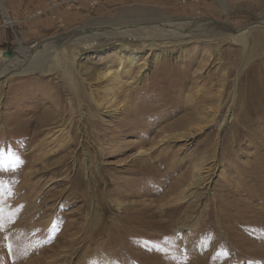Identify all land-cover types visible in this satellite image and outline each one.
Segmentation results:
<instances>
[{
	"label": "rangeland",
	"instance_id": "374dc122",
	"mask_svg": "<svg viewBox=\"0 0 264 264\" xmlns=\"http://www.w3.org/2000/svg\"><path fill=\"white\" fill-rule=\"evenodd\" d=\"M61 1L0 0V53L15 63L21 58L23 69L35 68L0 77V264H264V220L255 221L264 205L247 181V173L264 168L262 150L242 132L236 143L238 132L229 131L253 69L260 66L264 72V25L255 26L264 19V0L56 4ZM2 3L15 24L7 23ZM123 12L133 18L125 19ZM73 13L80 16L72 18ZM206 20L216 24L217 35L196 31ZM168 24L172 30L158 34L176 37L155 38L154 50L128 40L138 52L137 64L124 77L130 85L119 83L126 96L111 93L115 83L96 73L115 60L116 48L127 39L105 36L104 29L152 25L168 30ZM249 25L255 27L247 30L242 45L236 31ZM187 26L194 33L185 31ZM78 32L84 33L81 38ZM84 35L95 36L98 44L86 47ZM34 41L37 45L29 48ZM20 48L29 53L19 59L8 53ZM76 48L77 91L55 71L56 61ZM37 51L43 53L36 59ZM144 58L145 70L138 74ZM133 87L136 92L127 95ZM167 135L177 138L162 140ZM146 148L152 161L169 156L175 173L155 168L141 179L139 173H125ZM202 160L217 166L211 183L181 201L179 177ZM124 177L132 178L128 191L112 185ZM234 191L247 210L222 207L219 196L227 194L224 200L230 202ZM130 200L152 201L158 216L151 221L163 219L164 225L114 239L109 227ZM163 230L159 242L156 236ZM119 241L121 249L115 250L113 242ZM157 242L165 244L156 249ZM130 249L138 255L128 257ZM150 253L165 257L147 263Z\"/></svg>",
	"mask_w": 264,
	"mask_h": 264
},
{
	"label": "bare ground",
	"instance_id": "6f19581e",
	"mask_svg": "<svg viewBox=\"0 0 264 264\" xmlns=\"http://www.w3.org/2000/svg\"><path fill=\"white\" fill-rule=\"evenodd\" d=\"M2 10H3L5 18L7 19V23L10 25L15 24L16 21L13 20L8 15L6 7L3 3H2ZM225 10L227 12V9H225ZM122 15L125 17V19L133 18V15L131 13L123 12ZM138 16H140V17L144 16V13H139ZM196 23H198V22H196ZM260 25H264V19L258 20V22H256V24H255V26H260ZM255 26L249 25L247 27L244 26L243 28H240L239 30L236 31V33L241 34V36H240L241 39H239V38H235V39L238 42H241L242 45H246V39L245 38L247 37V34H248L247 30H250L251 28H254ZM166 27L168 28V30L167 29L164 30L163 27H158V28L156 27L155 28L152 25H151V27H146V26L134 27L133 25H131V26L115 27L114 29L108 28L109 30L104 29L105 31H103V34L105 36L107 35L110 38L117 39V40L127 39L126 42L124 41V42L120 43V46L118 45L119 47L116 46L117 48H116L115 60H112V61L106 63L105 67L101 68L99 73H96V75L99 77V79L108 80L109 83H115V86L113 85L114 89L111 91V93L113 92L115 95H121L122 97L126 96L124 93V90H125L124 84H120V86H119V83H128L127 82L128 80H124V77H126L127 74H130L131 72H133L134 71L133 68L137 64V61H135V60H136V55L138 52L135 53L134 48H133L134 46L132 45L133 43L129 42L128 40H132V39L140 40L142 46L149 47L150 49L154 50L156 48V45H157L156 44L157 42L154 41L155 38H168L169 37L167 35L158 34V33H160V32L161 33L162 32L168 33L167 31L172 30V29L169 30V28L174 27V26L170 27V25L168 24V25H166ZM181 27L183 29H185L184 28L185 26L181 25ZM190 27L191 26H189V27L187 26L186 27L187 29L185 31H188V32L189 31L190 32L195 31V30L191 31L192 28H191V30H189ZM192 27H194V26H192ZM195 27L199 28L196 30L197 32L198 31H200V32H202V31L206 32L207 31L208 33H212L213 36L217 35V34H215L217 31V29H215V28L217 26L215 23L212 22V20H206L203 22H199V25H197ZM220 27L223 28V30L226 31V33H227V31L229 32L230 27H227L226 25H224L223 27L222 26H220ZM146 28H149L150 31ZM77 34L79 35V38H81V36L84 33L82 32V34H79V32H78ZM188 34H190V33H188ZM221 34H223V33H221ZM90 35H91V33H90ZM261 35L263 36L264 32H262ZM172 36L173 35H171L168 39L171 40ZM87 37H86V35H84V37H83L84 39H86L85 40L86 47L87 46L94 47L96 44H98L96 42L97 38L95 36H90L88 38ZM173 37H176V36H173ZM146 39H148V40H146ZM187 40H189V38ZM74 41H75L74 43H77L79 41L76 36H75ZM36 43L37 42H34L32 45L29 46V48L37 45ZM24 49H26V48H24ZM46 50H48V49H46ZM77 50H78L77 48H76V50L73 49L72 52L69 53V57L66 60H64L62 62L56 61V65L58 67L55 70V71L61 72L64 75L63 76L64 80L69 85L74 87L76 89V91H77V84H78L76 81L78 79V77H77L78 70L77 69H79V67H77V65H76L77 53L79 52ZM136 50H139V48ZM40 52L43 53V51H40ZM40 52H38V51L36 53L34 52L36 55L34 53H33L34 55L33 54L32 55L36 56V59H37L39 56L37 54H39ZM28 53L29 52L24 53L20 48L18 50V52L14 53V55H12V56L19 59L20 57H22L25 54L27 55ZM42 53H41V55H42ZM2 54H3V56H2ZM2 54L0 53V64H1V68H2L0 70V77L10 78L13 75H20V74L22 75V74H25V73L35 69V68H30V67L27 69H23L24 65L22 64L23 62H20L21 58L19 59V61H17L15 63V62H12L13 58L11 56L9 58H7L6 57L7 54H5V53H2ZM27 57H29V56H27ZM41 58L43 59L42 56H41ZM145 63H146V58H144L143 64H140V67H139L140 70L138 71V74L145 70L144 69ZM259 68L261 69L260 66L257 67L256 69H253L254 75L252 76L250 81L248 79L247 84H245L246 88L243 90V94H241V96H240L239 113L237 116H235V119L230 124L229 131L231 130L232 134L238 132L236 137H234V139H235L234 141H236V143L238 142L239 138H241V132L243 134V137H248L251 140L253 139L255 142H257L256 143V144H258L257 148L260 149V151L262 150L261 155H262V158L264 159V137H263L264 135L262 136V134H261V133H264V72L261 71ZM47 71H49V70H47ZM87 74H95V73H87ZM128 91L129 90H126V92H128ZM134 92H136V89L133 87L130 89V91L127 93V95H132ZM218 92H219V90H218ZM220 96H221V94H220ZM233 96H234V94H233ZM94 98L96 100V103L99 104L100 101L98 99H96V95H94ZM218 99H220V98H218ZM112 101L113 100H111V101L107 100L105 104H111ZM37 124L42 125L45 123H37ZM35 126L37 127V125H35ZM24 133H26V130L21 131L20 134L22 135ZM227 135H228V133H227ZM228 136H230V135H228ZM228 136H226V137H228ZM174 137H176V136L167 135V136H165V139L163 138L162 140H170V139H173ZM241 141L242 140H240V142ZM226 142H227V139H226ZM232 142H233V139L231 138L230 143L232 144ZM228 144L229 143L227 142L226 145L228 146ZM257 154H258V152H257ZM140 155H141V157L139 158L138 162L130 165L125 170V173L129 172V174L130 173L136 174V176L139 173L140 176L138 178L141 179L146 175H152L153 173H155V168L156 169L157 168L163 169L169 175L174 174L175 171L177 170V167H174V164H172V161L170 160L169 156H166V155L158 156V158L155 159V161H152V159L149 158L151 155H150V149H148V148L141 149ZM151 157H153V156H151ZM205 160L204 161L202 160L201 164L196 163V165H194V167H193L192 173L186 174V176L179 177V179L181 180V187L184 186V189L180 192L181 193V198H180L181 201L186 199L189 196L186 194L187 192L192 193V190H194L199 185L204 184V183L209 185L211 183V179H212L211 175L214 174V170L216 171L217 166H215L214 168L211 167L214 165L208 166V162ZM138 164L140 165L139 168H135V166ZM89 167L90 166L88 165V168ZM89 171H90V168H89ZM136 176H134L133 178H136ZM247 176H249V178H247V181L250 182V184H248V189L252 188L256 192V195H257V197H255V198H258L259 201L262 203V205H264V168H261V167L254 168V170H252L251 173H247ZM247 176L245 175V179ZM130 179H132V178H125L124 177V179L119 181V182H115V183L112 182V185L116 186V189H118L120 191H128L130 189L129 186L131 185ZM138 181H139V179H137V182H135V181L134 182L138 183ZM226 195L227 194H225V195L223 194V196L222 195L219 196L221 199L220 204L222 205V207L223 206L230 207V205H231V207L236 208L238 210H243V211L247 210L249 208L247 205H244V201H241V202L238 201L236 191H234V194H232L233 199L230 200V202L227 200V198L224 200V197H226ZM251 195H250V197H251ZM176 202H179V200H176ZM151 203H152V201L147 203L144 200H142V201H139V200L127 201L123 206V212L124 213H123L122 217H120V220L118 218L116 220V222H114V224L109 227V228H111V231L109 233H113V238L115 239L116 236L119 237V235L121 236L122 234H124L126 236H131L132 234L140 233L143 231V227H147V229H152V227H155L158 225L163 226L164 225V222L162 221L163 219L162 220L155 219L154 221H151V219H154L156 216H158V214L153 211L154 209H153V207H152L153 205ZM237 203H238V205H235ZM178 205H180V204H178ZM173 209H172L173 212L176 211V209H174V210ZM261 210H262V212L260 211L261 213L259 214L260 217H257L255 219L256 222H259V221L262 222L264 220V208L263 209L261 208ZM108 211H109V208L108 207L105 208V212L108 213ZM164 212H166V210ZM168 213L169 212H167V214ZM238 217L241 218L240 216H238ZM105 226L108 227L107 224ZM206 233H207V231H206ZM164 234H165V231L163 230L162 233L159 234V236H156L157 241H159V242L162 241ZM114 235H116V236H114ZM159 242H157L158 247L156 249H160L162 247L163 243L161 242L162 243L161 244ZM113 243H114L115 250L121 249V243H122L121 241L113 242ZM207 244H212V242L209 241V243H207ZM132 249H130V252L128 253V257L129 256L133 257V255L135 257L136 255H138L135 252V250H132ZM200 249H201V251H204L205 246L200 247ZM164 257L165 256L163 254H160V253L158 255L156 253L155 254L150 253L149 258L146 257V259H147V263L150 260L153 261L154 263H158L159 260L161 261V259H164ZM155 258L157 260H154ZM200 262L201 261L198 260L197 264H199Z\"/></svg>",
	"mask_w": 264,
	"mask_h": 264
},
{
	"label": "crops",
	"instance_id": "0c3cea01",
	"mask_svg": "<svg viewBox=\"0 0 264 264\" xmlns=\"http://www.w3.org/2000/svg\"><path fill=\"white\" fill-rule=\"evenodd\" d=\"M259 0H257L256 2H258ZM83 6H84V4H83ZM78 16H80V14H78V13H73V15H72V18H77ZM1 34H5V33H1Z\"/></svg>",
	"mask_w": 264,
	"mask_h": 264
},
{
	"label": "water",
	"instance_id": "95a60500",
	"mask_svg": "<svg viewBox=\"0 0 264 264\" xmlns=\"http://www.w3.org/2000/svg\"><path fill=\"white\" fill-rule=\"evenodd\" d=\"M34 42H35V41H34ZM34 42H32V44H33ZM8 53H9L10 55H14L15 51H14V50H11V51H9Z\"/></svg>",
	"mask_w": 264,
	"mask_h": 264
},
{
	"label": "built area",
	"instance_id": "2783aa9c",
	"mask_svg": "<svg viewBox=\"0 0 264 264\" xmlns=\"http://www.w3.org/2000/svg\"><path fill=\"white\" fill-rule=\"evenodd\" d=\"M64 2H65V0H62L61 2H56V4L58 5V4L64 3Z\"/></svg>",
	"mask_w": 264,
	"mask_h": 264
},
{
	"label": "snow or ice",
	"instance_id": "6c2138e0",
	"mask_svg": "<svg viewBox=\"0 0 264 264\" xmlns=\"http://www.w3.org/2000/svg\"><path fill=\"white\" fill-rule=\"evenodd\" d=\"M0 159H2V156H0Z\"/></svg>",
	"mask_w": 264,
	"mask_h": 264
}]
</instances>
